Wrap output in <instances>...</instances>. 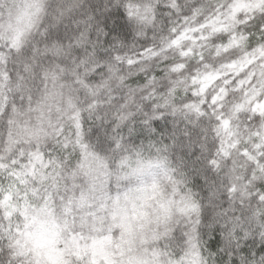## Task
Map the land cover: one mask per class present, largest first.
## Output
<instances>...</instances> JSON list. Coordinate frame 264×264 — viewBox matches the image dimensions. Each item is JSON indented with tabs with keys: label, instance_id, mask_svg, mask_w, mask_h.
I'll list each match as a JSON object with an SVG mask.
<instances>
[{
	"label": "snow or ice",
	"instance_id": "snow-or-ice-1",
	"mask_svg": "<svg viewBox=\"0 0 264 264\" xmlns=\"http://www.w3.org/2000/svg\"><path fill=\"white\" fill-rule=\"evenodd\" d=\"M0 264H264V0H0Z\"/></svg>",
	"mask_w": 264,
	"mask_h": 264
},
{
	"label": "trees",
	"instance_id": "trees-1",
	"mask_svg": "<svg viewBox=\"0 0 264 264\" xmlns=\"http://www.w3.org/2000/svg\"><path fill=\"white\" fill-rule=\"evenodd\" d=\"M160 127H161V128L164 127L163 122H160ZM165 132H167V129H165Z\"/></svg>",
	"mask_w": 264,
	"mask_h": 264
}]
</instances>
